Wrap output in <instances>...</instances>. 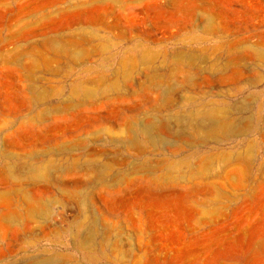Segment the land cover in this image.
I'll return each mask as SVG.
<instances>
[{"label":"rangeland","instance_id":"obj_1","mask_svg":"<svg viewBox=\"0 0 264 264\" xmlns=\"http://www.w3.org/2000/svg\"><path fill=\"white\" fill-rule=\"evenodd\" d=\"M262 44L264 0H0V264H264Z\"/></svg>","mask_w":264,"mask_h":264},{"label":"bare ground","instance_id":"obj_2","mask_svg":"<svg viewBox=\"0 0 264 264\" xmlns=\"http://www.w3.org/2000/svg\"><path fill=\"white\" fill-rule=\"evenodd\" d=\"M200 11V10H199ZM202 12V11H201ZM206 13H208V12H206ZM200 15V14H199ZM220 15H221V13H220ZM209 22H211V21H209ZM217 23V22H216ZM222 23V22H221ZM223 24V23H222ZM221 24V25H222ZM225 25H226V23H225ZM236 25V24H235ZM189 27V26H188ZM214 30H216V28H214ZM221 31V30H220ZM212 33V32H211ZM247 39V38H246ZM241 41V40H240ZM240 41H239V43H240ZM232 42H236V41H232ZM232 42L230 41V44H232ZM187 43V42H186ZM202 43V42H201ZM239 43H238V45H239ZM263 43V42H262ZM259 44V43H258ZM218 45H220V44H218ZM233 46V45H232ZM262 46H264L263 44H262ZM156 48V47H155ZM217 48H218V50H217ZM217 48H215L216 50V53L219 51V47L217 46ZM222 48V46H220V49ZM230 49V48H229ZM232 49V48H231ZM151 51V50H150ZM166 52V51H165ZM190 52V51H189ZM144 53V52H143ZM146 53V52H145ZM191 53V52H190ZM175 54V53H174ZM173 54V55H174ZM214 56V55H213ZM241 56V55H240ZM243 56V55H242ZM241 56V57H242ZM152 57H153V55H152ZM165 57V56H164ZM240 57V58H241ZM158 58V57H157ZM167 58V57H166ZM234 58V57H233ZM239 58V57H238ZM237 58V59H238ZM242 58H244V56L242 57ZM242 58H241V60H239V61H243L242 60ZM144 59V58H143ZM158 60V59H157ZM166 60V59H165ZM172 60V59H171ZM231 60H232V58H231ZM236 60V59H235ZM251 60V59H250ZM217 61V60H216ZM230 62V61H229ZM246 62V61H245ZM228 63V62H227ZM238 63V62H237ZM250 63V62H249ZM231 65V64H230ZM177 67V66H176ZM180 67V66H179ZM178 67V68H179ZM152 69H153V67H152ZM237 70V69H236ZM236 70H235V72H236ZM231 72H234L233 70L231 71ZM234 72V73H235ZM233 73V76H235V74ZM237 73H240V74H242V73H244V72H237ZM227 75V74H226ZM237 75V74H236ZM208 77V76H207ZM238 77V76H237ZM162 79V78H161ZM214 113L213 112H210V114H207L206 116H205V119L207 120V121H210L213 125H217V121L215 120V116L213 115ZM219 120V119H218ZM210 123V124H211ZM227 124H230V123H227ZM210 126V125H209ZM227 126V125H226ZM227 129V128H226ZM141 131H142V133L144 134V136L147 138V139H149V140H154L153 139V128H152V125H147V124H145V125H143L142 127H141ZM155 142V141H154ZM152 143H153V141H152ZM11 264V263H10ZM31 264H42L41 262H33V263H31Z\"/></svg>","mask_w":264,"mask_h":264}]
</instances>
